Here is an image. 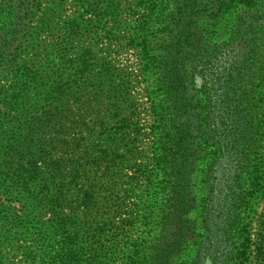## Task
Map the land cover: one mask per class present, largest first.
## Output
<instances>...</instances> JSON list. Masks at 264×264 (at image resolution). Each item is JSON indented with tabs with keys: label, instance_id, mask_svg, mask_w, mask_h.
<instances>
[{
	"label": "rangeland",
	"instance_id": "374dc122",
	"mask_svg": "<svg viewBox=\"0 0 264 264\" xmlns=\"http://www.w3.org/2000/svg\"><path fill=\"white\" fill-rule=\"evenodd\" d=\"M77 1L34 0L20 30L3 37L19 49L15 65L0 68V264H66L73 240L81 264H138L158 234L165 197L152 153L151 79L136 47L138 0H100L90 11ZM258 99L264 119L263 91ZM261 180L248 214L253 237L264 219ZM204 195L194 176L187 219L199 240L195 205ZM57 213L71 223L64 237L53 227ZM211 240L198 264L223 260L220 235ZM195 255L188 245L172 264ZM246 264L259 263L249 254Z\"/></svg>",
	"mask_w": 264,
	"mask_h": 264
},
{
	"label": "trees",
	"instance_id": "16d2710c",
	"mask_svg": "<svg viewBox=\"0 0 264 264\" xmlns=\"http://www.w3.org/2000/svg\"><path fill=\"white\" fill-rule=\"evenodd\" d=\"M33 1L0 0L2 69L15 65L19 49L12 45L16 40L3 37L20 30ZM99 1L77 3L90 11ZM136 5L141 11L136 47L142 71L151 79L152 153L165 197L158 234L148 238L137 263H175L189 245L196 255L181 264H198L216 244L211 237L220 235L215 247L224 257L220 264H246L249 254L264 264V219H258L254 238L248 215L264 174L258 103L264 92V0H138ZM194 176L205 190L195 205L202 241L187 219L196 201ZM53 220L56 235L64 237L69 218L57 213ZM69 247L66 264H81V249L74 240Z\"/></svg>",
	"mask_w": 264,
	"mask_h": 264
}]
</instances>
